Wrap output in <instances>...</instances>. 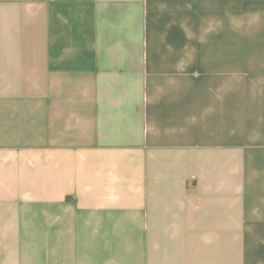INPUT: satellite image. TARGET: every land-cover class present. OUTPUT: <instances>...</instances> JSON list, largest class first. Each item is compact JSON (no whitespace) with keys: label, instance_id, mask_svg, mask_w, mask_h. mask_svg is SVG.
Returning a JSON list of instances; mask_svg holds the SVG:
<instances>
[{"label":"crops","instance_id":"obj_1","mask_svg":"<svg viewBox=\"0 0 264 264\" xmlns=\"http://www.w3.org/2000/svg\"><path fill=\"white\" fill-rule=\"evenodd\" d=\"M0 264H264V0H0Z\"/></svg>","mask_w":264,"mask_h":264}]
</instances>
